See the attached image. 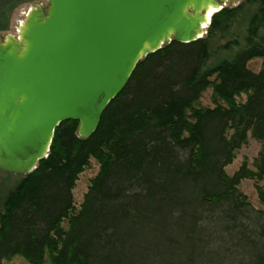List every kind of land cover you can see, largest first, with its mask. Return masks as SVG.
I'll use <instances>...</instances> for the list:
<instances>
[{
  "label": "trees",
  "instance_id": "1",
  "mask_svg": "<svg viewBox=\"0 0 264 264\" xmlns=\"http://www.w3.org/2000/svg\"><path fill=\"white\" fill-rule=\"evenodd\" d=\"M240 21L238 34L233 27ZM210 59L216 63L208 67ZM252 59H261L258 73L246 68ZM209 87L214 107L191 109ZM239 94H247L242 104L235 103ZM76 126L59 123L47 157L4 195L0 264L15 256L43 264L45 255L49 264H132L135 237L172 218L193 225L204 205L226 204L234 220L246 206L236 196L238 182L264 177V0L225 7L201 39L145 56L94 133L79 139ZM247 132L263 145L256 172L241 168L228 178L223 167ZM90 158L99 171L71 215L70 190ZM258 198L264 212V192ZM252 260L264 264V243Z\"/></svg>",
  "mask_w": 264,
  "mask_h": 264
},
{
  "label": "water",
  "instance_id": "2",
  "mask_svg": "<svg viewBox=\"0 0 264 264\" xmlns=\"http://www.w3.org/2000/svg\"><path fill=\"white\" fill-rule=\"evenodd\" d=\"M17 35L0 34V173L24 177L47 157L53 131L77 122L89 138L138 61L206 34L237 0H44Z\"/></svg>",
  "mask_w": 264,
  "mask_h": 264
},
{
  "label": "rangeland",
  "instance_id": "3",
  "mask_svg": "<svg viewBox=\"0 0 264 264\" xmlns=\"http://www.w3.org/2000/svg\"><path fill=\"white\" fill-rule=\"evenodd\" d=\"M244 1L237 0L236 6ZM34 3L45 5L44 0H0V34L16 36L19 23ZM242 27L243 23L240 21L233 28L236 33L241 34ZM224 42L225 40H220L219 44ZM217 56V61L221 60L222 55ZM215 63V59H210L208 67ZM261 66V59H252L246 63V68L252 73H258ZM213 80L212 76L210 81ZM246 96L247 94H239L235 97V103L242 104ZM211 97L212 91L209 87L201 93L191 109L213 108ZM262 146L260 141L247 132L244 143L233 150L230 162L223 167L225 175L229 178L241 168L254 174ZM98 171V163L90 158L82 172L77 175L70 190L73 208L71 215L79 211L90 182ZM20 180V176L0 173V212L4 195ZM235 190L237 198L246 206L241 207L238 212L234 211V220L226 216V204H219L217 207L204 205L198 212V221L193 225L185 222L187 219L177 223L172 218L165 227H157V232L142 231L135 237V246L128 247V252L133 254L132 264H250L264 243V212L258 198V191L264 192V177L244 178L238 182ZM60 226L67 230V219H63ZM2 264L27 263L15 256L2 261ZM43 264H49L47 255L44 256Z\"/></svg>",
  "mask_w": 264,
  "mask_h": 264
}]
</instances>
